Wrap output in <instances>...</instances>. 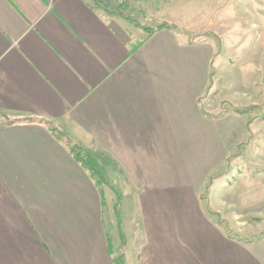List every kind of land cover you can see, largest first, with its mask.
Returning a JSON list of instances; mask_svg holds the SVG:
<instances>
[{
  "label": "crops",
  "instance_id": "obj_1",
  "mask_svg": "<svg viewBox=\"0 0 264 264\" xmlns=\"http://www.w3.org/2000/svg\"><path fill=\"white\" fill-rule=\"evenodd\" d=\"M164 23L148 35L94 0H0V112L27 118H0V264H264V239L202 198L236 125L211 116L213 47ZM29 117L110 161L123 249L88 172Z\"/></svg>",
  "mask_w": 264,
  "mask_h": 264
},
{
  "label": "rangeland",
  "instance_id": "obj_2",
  "mask_svg": "<svg viewBox=\"0 0 264 264\" xmlns=\"http://www.w3.org/2000/svg\"><path fill=\"white\" fill-rule=\"evenodd\" d=\"M100 1L109 14L134 28L124 17L152 28L168 21L188 24L192 41L212 45L206 99L213 114L224 111L220 118L229 116L236 125L228 156L208 176L202 198L209 200L211 215L223 226L238 223L249 229L251 238L264 239V0H171L170 5V0H141L146 14L136 17L125 12L121 0ZM104 191L105 199H111L103 208L107 223L116 195L108 187Z\"/></svg>",
  "mask_w": 264,
  "mask_h": 264
},
{
  "label": "trees",
  "instance_id": "obj_3",
  "mask_svg": "<svg viewBox=\"0 0 264 264\" xmlns=\"http://www.w3.org/2000/svg\"><path fill=\"white\" fill-rule=\"evenodd\" d=\"M94 2L96 5L99 6L101 1L100 0H94ZM124 19L128 23H131L134 26L142 29L148 35H151L155 31L161 30L163 28H172V29L176 28L175 25H169V24L164 23V22L160 23L155 28H152V27L142 25V24L138 23L137 21L131 19L130 17H124ZM141 42L134 45L132 49L135 50L141 44ZM211 62H212V60H211ZM223 115H224V111H222L218 114H212L211 116L214 119H218V118L222 117ZM0 118L6 120L7 122L21 121V120L27 119V118H25V119H19V118L11 119L10 117H7L6 114L3 112H0ZM28 119L44 124L48 128V130L52 133L54 138H56L59 142H61L64 146H66L68 148V150L71 153L74 160H76L88 172L90 178L93 180L96 188L98 189V191L100 193L102 208H104L106 206L104 188L108 187L111 190H113V192L116 195V201L114 202L112 207L114 210V217L116 220L117 228L119 231V236L121 239V247L123 249L125 244H126V239H125V235L121 229V219H120V214L118 211V207H119V203H120L119 192L117 189H114L112 186H110L109 183L107 182V179H106L107 168L109 166L110 161L107 158H104L102 156H93L88 151H85L78 143H76L71 137H69L62 129H60L53 122H51L49 120H45V119H34L32 117H29ZM106 239H107V243H108V248L111 252V250H112L111 239L108 235L106 236ZM113 262L115 264H124L123 252H121L119 255L113 257Z\"/></svg>",
  "mask_w": 264,
  "mask_h": 264
}]
</instances>
